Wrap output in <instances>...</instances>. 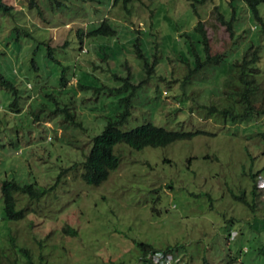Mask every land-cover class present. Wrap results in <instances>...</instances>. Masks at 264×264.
<instances>
[{
  "label": "rangeland",
  "instance_id": "374dc122",
  "mask_svg": "<svg viewBox=\"0 0 264 264\" xmlns=\"http://www.w3.org/2000/svg\"><path fill=\"white\" fill-rule=\"evenodd\" d=\"M33 1L1 0L11 8L0 10V71L16 84L19 111L0 86V180L51 187L39 200L18 195L16 206L31 211L16 222L5 220L0 197V241L9 226L33 252L39 239L46 264H138L139 241L187 264H264V114L232 120L202 107L221 105L234 64L255 55L264 109V0L258 16L241 0H130L128 12L121 1ZM102 18L113 33L80 42L75 29ZM197 21L209 53L221 54L198 68ZM144 62L154 64L149 73ZM131 91L121 129L151 122L194 133L139 149L115 143L116 168L87 184L80 162L90 139ZM64 103L76 124L53 111Z\"/></svg>",
  "mask_w": 264,
  "mask_h": 264
},
{
  "label": "trees",
  "instance_id": "16d2710c",
  "mask_svg": "<svg viewBox=\"0 0 264 264\" xmlns=\"http://www.w3.org/2000/svg\"><path fill=\"white\" fill-rule=\"evenodd\" d=\"M121 1L123 9L128 12L127 3L130 0H110V4H115ZM245 6L255 16H258L257 5L261 0H241ZM35 2L31 0L29 5ZM11 7L8 4L1 2L0 10L8 13ZM218 19L224 23L229 33H232L230 20L224 19L223 15L217 11ZM195 30L200 33V38L203 43V49L205 51V58L199 61L196 59L195 67L198 68L202 63L213 61L219 62L221 54H210L208 51V45L206 42L205 32L202 28V24L197 21ZM114 31L113 26L102 18L100 22L93 28L83 32L80 28L75 29L76 37L80 42L82 38L90 35H110ZM139 31V29H136ZM139 36L136 35L133 41L135 53L137 56L142 57V52L138 46ZM90 42V41H89ZM80 51H83L79 46ZM52 48H48V55L51 56ZM256 56H252L250 59L242 58L240 61L234 64V72L231 79L224 85L221 90V96L224 99L221 105L215 104L202 105L206 109L205 113L218 114L222 117H230L235 119H246L249 117H260L264 114L262 89L258 88L257 80L254 76L255 68L250 66V63L255 61ZM153 62H144V69L147 73L153 70ZM65 67H62V72ZM66 79L61 75V84H64ZM128 83V79L125 78V83ZM138 84H131L136 87ZM0 86L7 89L13 96L9 103L8 110L11 112H18L19 106L16 103L18 91L16 84L13 80L9 79L0 71ZM261 92V95H260ZM121 98L123 102L122 109L115 115V117H109L103 124L98 133L93 135L90 139V145L87 152L84 154L81 160L82 170L80 172V179L87 184L96 185L103 181L110 170L115 169L119 158L113 151V145L118 142H123L128 146L139 149L144 146H161L165 145L173 140L190 137L194 132H187L181 130L168 129L160 125L153 124L151 122H143L127 129H121L119 126L123 123L126 117L130 113V95ZM49 95V94H47ZM256 95H259L257 97ZM61 112V120L63 122H69L76 124L75 112L66 103L62 106H56L53 110ZM1 122V120H0ZM76 169V168H75ZM74 169V170H75ZM74 172V171H73ZM79 175V172H78ZM254 186V185H253ZM51 186L37 185L35 181L28 183H21L13 178H4L0 180V197L2 202L3 216L5 220H11L13 222L22 219L28 211L26 205L16 206L18 195H26V200H39L45 195ZM17 195V196H16ZM244 200V198H242ZM29 201H27V204ZM7 235L0 241V264H46L47 259L45 254L41 251L42 242L37 240L38 249L33 252L24 245H20L14 241V235L12 234L11 227L6 228ZM5 232V233H6ZM62 232L75 233L74 228L65 229L62 228ZM138 253L135 260L138 264H153L152 255L159 253L162 256L170 254L174 263L178 260H183V264H187L184 257L175 254L170 247L165 249H156L150 243L145 241H139L136 243ZM109 262V261H108ZM129 262L128 264H130ZM119 264H126L125 261H119ZM176 264V263H175Z\"/></svg>",
  "mask_w": 264,
  "mask_h": 264
},
{
  "label": "built area",
  "instance_id": "2783aa9c",
  "mask_svg": "<svg viewBox=\"0 0 264 264\" xmlns=\"http://www.w3.org/2000/svg\"><path fill=\"white\" fill-rule=\"evenodd\" d=\"M152 262L153 264H183V260H178L174 263V260L172 259L170 254H165L164 256H162L159 253H154L152 255Z\"/></svg>",
  "mask_w": 264,
  "mask_h": 264
}]
</instances>
